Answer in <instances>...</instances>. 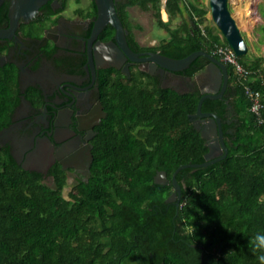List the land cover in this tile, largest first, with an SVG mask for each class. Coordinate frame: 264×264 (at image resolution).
Instances as JSON below:
<instances>
[{
	"label": "trees",
	"instance_id": "16d2710c",
	"mask_svg": "<svg viewBox=\"0 0 264 264\" xmlns=\"http://www.w3.org/2000/svg\"><path fill=\"white\" fill-rule=\"evenodd\" d=\"M125 1L116 12L127 31L128 7L150 6L164 29L181 13V0H165L161 14L168 21L162 22L160 0ZM190 8V24L167 29L166 43L149 50L181 59L195 51L212 55L215 45H227L206 28L201 34L205 10ZM206 64L198 57L181 73L191 78ZM240 64L256 74L238 80L226 66L237 96L234 141L225 144V159L177 172L178 207L166 201L172 185L153 179L164 172L170 182L178 167L204 162L207 148L189 119L200 95L161 89L143 72L104 86L108 117L94 142L86 182L71 184L60 174L48 186L12 162L2 164L0 264H261L264 251L255 237L264 235V59ZM244 84L260 93V124ZM223 107L206 99L201 111L222 118Z\"/></svg>",
	"mask_w": 264,
	"mask_h": 264
},
{
	"label": "flooded vegetation",
	"instance_id": "af4514ba",
	"mask_svg": "<svg viewBox=\"0 0 264 264\" xmlns=\"http://www.w3.org/2000/svg\"><path fill=\"white\" fill-rule=\"evenodd\" d=\"M74 1L80 5L68 9V0H49L31 19L19 18L16 25L8 17L9 1L0 5V166L12 162L44 183L60 174L71 184L86 182L89 176L71 165L72 156L81 151L85 155L88 149L93 160L94 142L108 117L104 86L124 84L141 72L137 63L120 65L118 50L109 48L114 42L110 26L91 38L93 0L85 5ZM125 2H118L116 9ZM126 43L133 54L153 52L137 42L133 29L127 31ZM199 76L164 72L148 77L161 89L199 94L204 87ZM236 99L228 77L218 99L224 104L220 122L226 145L234 141L239 126Z\"/></svg>",
	"mask_w": 264,
	"mask_h": 264
},
{
	"label": "water",
	"instance_id": "95a60500",
	"mask_svg": "<svg viewBox=\"0 0 264 264\" xmlns=\"http://www.w3.org/2000/svg\"><path fill=\"white\" fill-rule=\"evenodd\" d=\"M3 1L5 0H0V5ZM8 1L10 3L8 17L16 25L17 19L19 18L25 22L31 19L49 0ZM120 1L93 0L96 8V16L91 29V38L107 25L114 30V42L109 43V48L118 50L116 52H119L120 65L126 61L134 62L138 64V69L141 72L149 76H155L164 72L172 74L181 73L198 57H203L207 60V64L197 72L200 75L199 80L204 82V87L202 86L199 90L200 97L195 113L190 115L189 118L194 129L199 132L201 138L204 140L207 152L203 156V163L182 165L173 172L171 177L173 191L166 201L174 202V205L178 207L180 201V186L175 180L177 172L184 168L195 169L207 167L225 159L227 156L228 150L223 140L220 118L215 114L201 111V105L204 100L221 99L228 81L227 67L205 51H195L181 59L166 57L158 51L133 54L126 43L127 31L124 29L116 12V4ZM191 1L195 5L200 4V0ZM228 3L229 0H208L210 19L236 57H243L248 53V46L228 8ZM124 71L128 73L126 64H124ZM82 152L72 156L73 162L71 165L80 170L84 176L88 177L90 174L89 167L92 161V155L88 149L86 151L87 154L84 155ZM76 163L78 165H75ZM62 166H64L63 162ZM153 181L156 184L166 185L165 173L158 172Z\"/></svg>",
	"mask_w": 264,
	"mask_h": 264
},
{
	"label": "rangeland",
	"instance_id": "374dc122",
	"mask_svg": "<svg viewBox=\"0 0 264 264\" xmlns=\"http://www.w3.org/2000/svg\"><path fill=\"white\" fill-rule=\"evenodd\" d=\"M244 0H241L240 2L242 3ZM251 1V0H250ZM68 9H72L73 7H77L80 4L75 3L74 0H68ZM83 5H85L86 0H82ZM191 5L193 8L196 6L202 7L205 10V14L202 16L200 19V25L205 29H207L208 34L210 37H214L218 39L219 42H224L222 36L220 33L216 30L215 26L213 25L211 19H210V13H209V8H208V0H200L199 5H195L191 0H181L180 2V9L183 10V13L186 14L185 10L188 8V4ZM253 3V2H252ZM256 7L259 5V8L264 9V0H256L255 2ZM165 7V0H160L158 3V11L160 15V11L162 8L164 9ZM228 8L231 11V13H235V6H234V1L229 0L228 3ZM165 11V9H164ZM127 12L129 14V17L131 21L135 24V35L137 38V42L142 45V46H148L150 41L154 39V35L158 34L159 35H164V37H168L167 34L168 32L166 31L171 30L173 31L177 26L179 19L175 18L178 17L177 14L173 15L174 17H171V19L167 22V27L166 29L158 26L157 20L154 17V10L150 7H140L138 5L128 7ZM162 18L165 21L166 20V14L162 13ZM244 16L242 18H239V23L244 24L243 20ZM238 24V23H237ZM240 24V27L244 25ZM133 26V25H131ZM133 28V27H132ZM252 33L249 30V33H246L248 30H243L241 31L244 39L248 41V51L252 53V55L248 52L246 55L243 57H238V60L240 63L249 65L252 59H254L252 56L255 54L257 56H264V41L261 40V37L264 39V33L258 31V25L254 24L252 26ZM252 36V37H251ZM156 38V37H155ZM252 38V39H251ZM252 40V41H251ZM157 45V44H156ZM263 48V49H262ZM49 186H53L52 181H46L45 182ZM98 227L102 228L103 225H97ZM126 264H132L131 262H126Z\"/></svg>",
	"mask_w": 264,
	"mask_h": 264
},
{
	"label": "crops",
	"instance_id": "0c3cea01",
	"mask_svg": "<svg viewBox=\"0 0 264 264\" xmlns=\"http://www.w3.org/2000/svg\"><path fill=\"white\" fill-rule=\"evenodd\" d=\"M253 2V3H252ZM256 0H251L250 2H249V8H248V10L246 11V12H248L249 13V17L250 18H246L245 16H244V18H243V20H244V24H242V23H239V19L237 18V23H238V26L240 27V24H242V25H244L243 27H242V29L240 28V30L241 31H243V30H251L250 32L252 33V26L254 25V24H257L258 25V31L259 32H262V33H264V9L261 7V8H259V5L256 7ZM188 5V12L192 15V13H193V11H192V9L190 8V5H189V3L187 4ZM161 11H163V8H162V10ZM161 11H160V19H161V21L162 22H166V21H168V15L166 14V20L164 21L163 20V18H162V15H161ZM126 12H127V9H126ZM127 15H128V19H129V21H130V23H131V25H133L134 23L131 21V19H130V17H129V14H128V12H127ZM178 15V17H175L176 19L178 18L179 19V22H178V26L174 29V30H177V29H185V27H186V25H189L190 24V22H189V18H188V14L186 13V14H184L183 13V10H181V13L180 14H177ZM174 17V16H173ZM241 18V17H240ZM133 28V31H135V29H136V27L133 25L132 26ZM249 30L246 32V33H249ZM136 36V35H135ZM155 37H154V39H152L151 41H150V43H149V47H160V46H163L165 43H166V41H167V39H168V37H164V35L162 36V35H159L158 36V34H156V35H154ZM167 36H168V34H167ZM252 37V36H251ZM252 39V38H251ZM245 40V39H244ZM261 40H263L264 41V39H263V37H261ZM252 41V40H251ZM245 42H246V44H247V46L249 45V43H248V41H246L245 40ZM157 44V45H156ZM263 49V48H262ZM249 52V51H248ZM251 55H252V53L251 52H249ZM254 59L255 58H262V59H264V56H262V57H260V56H257V55H253L252 56ZM254 59H252V60H254ZM262 68H264V64H262Z\"/></svg>",
	"mask_w": 264,
	"mask_h": 264
},
{
	"label": "built area",
	"instance_id": "2783aa9c",
	"mask_svg": "<svg viewBox=\"0 0 264 264\" xmlns=\"http://www.w3.org/2000/svg\"><path fill=\"white\" fill-rule=\"evenodd\" d=\"M199 29L201 34H204L203 27L199 25ZM213 56H216L220 62H222L225 66H231L233 69L234 75L237 79L248 80L249 77L256 74L255 72L249 71L244 68L238 61V57L234 54V52L226 46L215 45L213 52ZM260 76V75H259ZM258 76V77H259ZM256 77V76H255ZM244 94L250 101V111L255 114L257 119V124L261 123L260 118V110L262 109V104L260 103V93L256 90H252L248 85H243Z\"/></svg>",
	"mask_w": 264,
	"mask_h": 264
},
{
	"label": "bare ground",
	"instance_id": "6f19581e",
	"mask_svg": "<svg viewBox=\"0 0 264 264\" xmlns=\"http://www.w3.org/2000/svg\"><path fill=\"white\" fill-rule=\"evenodd\" d=\"M233 1H234V6H235L236 10H235L234 14L232 13V16L235 19L236 24H237V18L239 19L240 17L242 18L243 16H245L246 18H250L249 17L250 16L249 13L246 12L248 10V8H249L250 0H244L242 3L240 2L241 0H233ZM237 26H238V24H237ZM239 30H240V28H239Z\"/></svg>",
	"mask_w": 264,
	"mask_h": 264
},
{
	"label": "clouds",
	"instance_id": "9594fccd",
	"mask_svg": "<svg viewBox=\"0 0 264 264\" xmlns=\"http://www.w3.org/2000/svg\"><path fill=\"white\" fill-rule=\"evenodd\" d=\"M256 248L264 251V235H257L255 237ZM261 264H264V255L259 256Z\"/></svg>",
	"mask_w": 264,
	"mask_h": 264
}]
</instances>
